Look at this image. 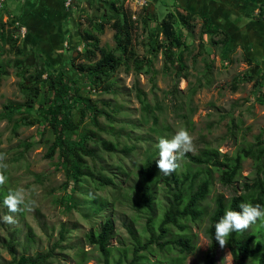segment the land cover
I'll return each mask as SVG.
<instances>
[{"label": "rangeland", "instance_id": "374dc122", "mask_svg": "<svg viewBox=\"0 0 264 264\" xmlns=\"http://www.w3.org/2000/svg\"><path fill=\"white\" fill-rule=\"evenodd\" d=\"M260 2L261 0H147L142 8L136 3H130L125 8L131 12L133 19L138 18L145 7L153 10L158 20L168 10L181 14L187 10L208 14L216 25L226 29L230 42L222 47L219 42L221 36H212L210 39L209 35H205L201 38V18L195 14L194 20H190L188 24L190 31L179 28L185 35L188 46L181 48L185 68L180 74L172 66L164 65L163 56L159 52L148 71L145 65L137 69L131 61L126 64L123 62L108 80L112 83L110 92L101 91L100 87V91L96 90L90 86L84 73L70 67L71 57H77L78 52L84 50L81 32L91 29L89 21L93 22L104 12L111 14L110 6L80 0L74 8L65 7V26L72 35L66 39L67 45L63 43L62 53L54 51L51 55L45 53L41 45L55 47L56 42L52 39L56 35L52 34L53 31L48 33L50 31L45 24H39L42 20L33 6L30 18L34 25L40 27L38 30L41 40L46 45L33 40L30 28L24 22L20 23L26 27L25 36L21 38L13 34L17 44L22 47L23 55L17 56L7 42H0L1 70H4L0 74V153L6 154L4 163L7 164V179L0 190L22 189L26 201H34L31 210L16 213H10L3 201H0V264H9L12 260L7 248L9 240L14 242L16 255L44 253L52 247L53 252L45 264H115L123 252L126 257L122 258L121 264H128L132 256L133 235L128 232L127 226H131L135 237L143 242L142 229L146 215L137 213L133 196L127 192V188L135 185L138 166L146 158L148 150L157 149L155 158L159 157L157 145L161 137L170 138L184 128L194 138L195 148L191 153L211 147L228 155L234 154L239 147L248 143L255 144L257 137L264 141V102L258 100L253 93L252 82L242 77V74L255 76L264 71V23L254 19ZM38 5L42 9L46 7L43 1ZM51 7L49 5L48 10ZM55 11L60 12L59 9ZM45 13L49 15L48 11ZM7 14L10 19L15 18L11 13ZM4 19V14L0 15V20ZM13 26L16 27L15 24ZM95 34L102 47L114 49L113 29L109 24L105 25L102 33ZM133 35V46L140 58L148 54L149 42L162 39L160 26L155 21H148L147 26L143 27L137 20ZM213 40L218 42H211ZM16 58L22 59L21 69L13 63ZM80 62L88 61L83 56H78L74 63ZM42 63L46 70L53 72L66 69L69 77L78 80L81 94L94 100L99 109L109 113L108 117L99 114L96 125L92 123L89 112H86L79 130L91 129L102 139L117 143V150L110 152L99 143L90 141L89 146H95L97 155L93 158L85 157L89 164L94 163V169L112 178V184L100 186L98 180L84 176L76 183L72 192L65 189V175L57 165L58 152L51 158L45 156L52 140L50 130L44 129L41 124L29 125L23 122L36 115V110L33 109L28 114L24 110H17L10 119L2 116L5 103L24 101L21 83ZM44 91L45 87L41 92ZM139 93L148 102L149 111L142 108ZM82 106L80 100L73 104L71 112L76 118L80 116L79 109ZM132 145L130 150L123 147ZM218 176L219 173L215 171L212 190L203 202L207 206V214L196 221L187 222L185 233L192 236L194 250L184 257L181 264H205L204 255L209 243L206 228L213 197L221 193L229 198L244 192L243 182L251 183L254 176L253 161L250 158L243 160L240 173L230 184H223ZM69 196L71 199L68 202ZM95 199L97 203L93 202ZM100 202H104L103 206H99ZM4 215H12L15 223L3 222ZM106 218L112 219L114 223V236L109 242L111 251L107 262L104 255L97 247L89 244L85 236L90 229L97 230ZM61 227L65 228V235L59 241ZM248 230L256 237H262L264 220H258ZM175 231L179 233L178 230ZM57 240L59 242L55 246L53 243ZM150 249L152 251L144 252L149 261H155L158 257L166 260L180 256L177 250L166 253L155 244ZM254 259L249 258L247 264H256ZM215 262L234 264L227 246L217 249Z\"/></svg>", "mask_w": 264, "mask_h": 264}, {"label": "trees", "instance_id": "16d2710c", "mask_svg": "<svg viewBox=\"0 0 264 264\" xmlns=\"http://www.w3.org/2000/svg\"><path fill=\"white\" fill-rule=\"evenodd\" d=\"M90 3V2H88ZM94 4V3H92ZM109 5L111 14L104 12L101 17L89 21L91 29L81 32L84 41V50L78 52V56H83L88 62L74 63L78 57H71L70 67L85 74L90 86L100 91L110 92L112 83L108 80L120 65L131 61L137 69L147 66L152 68V61L160 52L163 56V62L166 66H172L177 74L185 68L183 63V49L188 48L185 43V35L179 28H186L189 31V21L194 20L195 14L201 18L199 35L202 38L205 35L221 36L219 42L222 47H226L230 42V35L226 29L216 25L210 15L196 13V11L187 10L185 13H177L174 10H168L164 16L158 20L154 11L148 7L143 9V13L138 18H132L131 12L123 4L116 2H105ZM97 5V4H96ZM99 5V4H98ZM254 19L264 23V0L258 5V12ZM137 20L146 27L148 21L158 22L162 33L160 41L149 42L150 48L147 55L141 58L137 56L133 46V31L136 28ZM109 24L113 29L114 49H106L100 45V39L95 33H102L105 25ZM8 26L9 28H5ZM11 27V28H10ZM16 27L9 20H0V42L4 41L16 53L17 56L23 55L22 47L17 44L13 34ZM211 42L217 43V40ZM183 47V49H181ZM76 52V51H75ZM1 55V53H0ZM14 65L21 69L22 59H14ZM43 64V63H42ZM40 65L35 72L28 74L21 83L24 93V101L7 102L3 105V117L11 118L14 112L24 110L28 114L31 110H36V115L32 118L24 119L23 122L29 125L41 124L44 129H49L52 140L47 148L45 156L51 158L58 152L57 165L63 170L65 181L63 187L70 192L75 188L78 181L84 176L92 177L98 180L100 186L112 184V178L104 175L94 169V163H88L86 156L93 158L97 155L95 146H89V142L100 144L105 150L114 152L117 150V143L102 139L97 132L91 129L79 130L80 125L89 112L92 123L98 125L97 116L109 113L97 107V103L89 97L81 94L78 80L67 75L66 69L53 72L46 70L44 64ZM0 74L4 73L1 70ZM25 70L22 71L24 73ZM45 74V77L42 76ZM243 79L251 81L253 93L258 100L264 102V71L259 75L242 74ZM109 82V83H108ZM45 87L46 91L41 92ZM100 87V88H99ZM139 100L142 108L149 111L148 102L145 98ZM81 101L83 106L79 109L78 118L71 112L75 102ZM37 105V107H35ZM26 118V117H23ZM74 133L75 131H78ZM160 136V133H159ZM30 145L31 143H27ZM126 149H132V146H123ZM156 150H148L144 161L138 166V177L135 185L127 188V192L133 196L132 201L137 213L146 215L145 226L142 229L144 241L136 238L131 226H127L128 232L133 237L132 256L128 264H181L184 257L194 250L192 236L185 233L187 222L196 221L207 214V206L203 204L213 187V173H219L218 180L223 184H230L238 176L241 170V164L246 158H250L254 165V176L251 183L243 182L244 192L234 194L229 198L221 193L213 197V206L208 215V226L206 235L209 243L204 255L205 264H216L215 256L220 247L215 239V224L224 215L228 209L239 211L241 202H252L264 205V141L257 137L256 143H248L232 155L220 153L217 148L204 147L196 153H187L180 163V168L169 176H164L159 172L155 158ZM9 191L0 190V201ZM71 196L67 199L68 202ZM64 202V201H63ZM93 202L97 203L96 199ZM66 204V201L65 203ZM100 202L99 206H103ZM178 230L179 233H176ZM260 233H263L260 231ZM31 232H29L30 236ZM147 234V235H146ZM65 228L59 229V238H64ZM86 239L89 244L98 248L107 257L110 254V239L114 236V223L112 219L106 218L97 230L90 229L86 233ZM53 243L58 245L59 241ZM155 244L162 251L169 253L171 250H177L179 257L157 258L155 261H149L146 250L152 251L151 245ZM229 248L234 264H247L249 258L255 257L256 264H264V235L256 237L248 229L243 232H233L226 245ZM7 248L12 256L9 264H42L46 263L51 256L53 248L47 252H38L34 255L19 254L16 255L14 242L9 240ZM141 250V251H140ZM126 257V253L119 256L115 264H121ZM166 258V257H165Z\"/></svg>", "mask_w": 264, "mask_h": 264}, {"label": "clouds", "instance_id": "9594fccd", "mask_svg": "<svg viewBox=\"0 0 264 264\" xmlns=\"http://www.w3.org/2000/svg\"><path fill=\"white\" fill-rule=\"evenodd\" d=\"M159 158L156 166L160 173L169 176L180 168V161L185 154L194 151V138L187 129L181 128L170 138L161 137L157 145ZM6 154L0 153V186L6 182L5 171L7 164L4 163ZM10 213L22 210H31L34 201L25 199L22 189L9 190L3 201ZM239 211L228 209L215 224V239L219 246L224 248L228 243V238L233 232H243L258 220H264V205L252 202H241ZM3 222L14 224L12 215H4Z\"/></svg>", "mask_w": 264, "mask_h": 264}, {"label": "crops", "instance_id": "0c3cea01", "mask_svg": "<svg viewBox=\"0 0 264 264\" xmlns=\"http://www.w3.org/2000/svg\"><path fill=\"white\" fill-rule=\"evenodd\" d=\"M41 1H43L46 6L43 9L41 8V5H38V3L40 4ZM53 4L56 5L53 6ZM49 5L52 6L50 8L51 10H48ZM33 6L35 7V11L39 13V19L42 20L39 24H45L47 29L50 31L48 33H51V31H53L52 34L56 35H53L55 38L52 39L56 42L55 47L51 48L48 45L46 47L41 45L43 49H45V53L49 55L53 54L54 51H56V53H62L64 46L63 43L67 45L68 41H66V39H68L69 36L72 35V32L69 31V29H67L65 26L67 11L65 10L64 0H7L5 8L6 12L13 14V17H15V19H17L21 23L24 22V24L30 28V35L33 40H38L42 44L46 45V43L41 40L40 31L38 30L40 29V27H38V25H34L35 23L33 22L32 18H30L32 16L31 10L33 9ZM74 6L75 5H73L72 7L74 8ZM54 9H59L60 12H56ZM42 10L45 11L41 12ZM47 11L49 15H46L45 12ZM55 18L57 21L55 20ZM73 41L75 42V38L73 39Z\"/></svg>", "mask_w": 264, "mask_h": 264}, {"label": "built area", "instance_id": "2783aa9c", "mask_svg": "<svg viewBox=\"0 0 264 264\" xmlns=\"http://www.w3.org/2000/svg\"><path fill=\"white\" fill-rule=\"evenodd\" d=\"M87 2L94 3V4H103L105 2H116V4H123V6H128L130 3H136L139 5L140 8L146 5L147 0H86ZM80 0H64V6L66 8H70L73 5L79 3ZM7 0H0V15L4 14V21L9 20L8 14L5 10ZM10 21L13 22L16 26V32L14 36L24 37L27 30L26 27L23 26L17 19L12 18Z\"/></svg>", "mask_w": 264, "mask_h": 264}]
</instances>
